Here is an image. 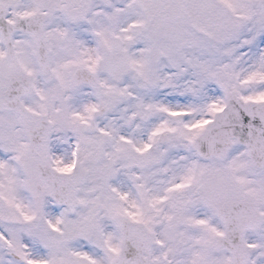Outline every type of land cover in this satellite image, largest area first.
<instances>
[{
    "label": "snow or ice",
    "instance_id": "snow-or-ice-1",
    "mask_svg": "<svg viewBox=\"0 0 264 264\" xmlns=\"http://www.w3.org/2000/svg\"><path fill=\"white\" fill-rule=\"evenodd\" d=\"M0 264H264V0H0Z\"/></svg>",
    "mask_w": 264,
    "mask_h": 264
}]
</instances>
